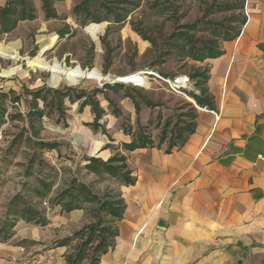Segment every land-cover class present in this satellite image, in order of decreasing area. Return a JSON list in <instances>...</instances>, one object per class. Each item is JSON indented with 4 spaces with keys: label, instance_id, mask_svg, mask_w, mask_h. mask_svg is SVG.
<instances>
[{
    "label": "crops",
    "instance_id": "1",
    "mask_svg": "<svg viewBox=\"0 0 264 264\" xmlns=\"http://www.w3.org/2000/svg\"><path fill=\"white\" fill-rule=\"evenodd\" d=\"M45 1L53 15L50 18L44 9ZM54 1L0 0V11L11 9L9 15L0 16V35H16L23 29L30 33V28L38 34L49 33L50 25L60 16ZM244 14L246 19L236 36L216 50L220 55L197 61L205 72L204 80L196 79L194 84L189 78L187 88L180 92L169 87L168 92L182 97L194 115V133L184 135L182 143L178 141L170 151L168 138L156 145L151 136L152 147L128 151L123 146L132 144L133 138L126 134L127 130L116 129L115 122L126 116L134 126L151 124V108L157 107L152 97L146 103L113 93L108 100L101 92L90 97L104 113L108 129L118 133L108 142L93 140L90 155L83 157L86 170L94 165L92 159L108 164L116 156L125 158L124 173L120 174L125 187L114 198L120 204V217L108 211L113 222L107 231L113 235L105 252L95 257L97 264H242L248 259L264 260V0H247ZM103 24L106 25L103 21L96 23L98 27ZM105 28H97L100 30L94 37L88 28L86 32L97 40ZM52 34L41 49L50 44L53 36L57 41L69 36L64 32ZM57 41L50 50L56 49ZM0 57L30 69L26 65L30 58L20 57L2 44ZM22 71L20 66L14 67L3 76ZM23 75L29 77L27 73ZM77 95L67 100L82 101L85 126L94 131L101 129L89 127L95 121L92 101L79 100ZM197 98L202 104L198 105ZM110 101L117 105V115L110 112ZM64 113L63 107V113L58 114ZM181 119L182 127L185 122L190 124L189 118ZM40 143L54 145L46 152L58 147L55 143ZM132 158L138 161L133 168ZM127 172L134 181L132 185L125 183L123 176ZM78 202L90 204L84 197L76 198L59 212L41 215V224L28 223V216L14 223V234L0 242V264H39L38 260L50 254L54 257L52 264L88 263L91 254L94 257L93 244L76 259L86 241L78 234L96 224L91 222L80 229L85 212ZM26 224L39 227L31 230ZM72 229H80L76 233L79 240L70 239ZM92 261L93 264L94 258Z\"/></svg>",
    "mask_w": 264,
    "mask_h": 264
},
{
    "label": "rangeland",
    "instance_id": "2",
    "mask_svg": "<svg viewBox=\"0 0 264 264\" xmlns=\"http://www.w3.org/2000/svg\"><path fill=\"white\" fill-rule=\"evenodd\" d=\"M246 1L55 0L60 16L50 25L49 33L38 34L35 28H30V33L23 29L16 35H0V44L15 50L20 57L30 58L26 65L31 69L23 63L0 57V132L3 135L0 144V242L14 234L11 227L28 216L29 208L37 210L40 218L52 215L54 210L59 212L67 202L81 198L77 191L80 189L77 182H80L88 186L98 200L85 205L78 202L85 212L79 227L83 229L91 222L96 224L92 248L103 236L106 244H111V234L107 230L113 221L108 211L101 209V203L118 197L124 190V181L120 178L124 171L116 170L107 175L106 168L99 164L86 170L83 157L90 155L94 139V142H108L118 131L108 129L105 116L99 122L101 129L87 128L80 109L82 101L65 99V113L58 114L57 96L48 92L59 90L70 96L85 92L90 98L97 90L106 100L113 93L143 103L152 97L157 107L151 108V124L134 126L126 116L115 122L116 129L128 131L132 128L136 134L155 138L156 145L161 142L162 131L166 130L167 144H171L175 128L182 127V114H189L191 109L182 97L168 92V84L156 78H150L146 84L143 73L152 71L170 80L190 78L191 83L196 84V73L205 76L197 60L209 56L210 49L219 50L225 40L236 36L246 19ZM98 21L106 25L98 27ZM97 28L105 30L98 36L99 40H93L89 34L94 37L100 30ZM56 32L69 36L60 41L53 36L50 44L41 49ZM56 41V49L50 50ZM19 66L22 72L3 76L4 72ZM136 80L146 87L129 85ZM184 83L181 79L174 87L184 88ZM42 88L48 90L43 94L46 102L39 100L37 110L44 115L41 118L29 116L34 112L35 103L28 92ZM13 89L16 92L11 91ZM110 103V112L117 114V105L113 101ZM168 124L169 128L164 127ZM40 142L55 143L58 147L46 152ZM47 153L57 158V167L47 162ZM135 159H131V168L138 162ZM69 191L73 196L67 193ZM38 227L26 224L31 230ZM79 230H70V239L79 240L80 236L76 235ZM93 258L91 254L85 264H92ZM262 263L264 260L248 259L242 264Z\"/></svg>",
    "mask_w": 264,
    "mask_h": 264
},
{
    "label": "trees",
    "instance_id": "3",
    "mask_svg": "<svg viewBox=\"0 0 264 264\" xmlns=\"http://www.w3.org/2000/svg\"><path fill=\"white\" fill-rule=\"evenodd\" d=\"M44 9L46 10L48 18L53 16L51 14V11L49 10V3L46 2V1L44 2ZM10 13H11V9L7 8V9H5L3 11H0V16H7ZM209 53H210V56H213V57L216 56V55H220V53L216 52V50H214V49H210ZM204 58H205L204 56H201L197 61H202V60H204ZM145 74H147V73H143V75H145ZM202 76L205 77L204 74H201V73L197 74L196 73L195 76H194V79H201V78H203ZM203 79H205V78H203ZM45 92H48V90L46 88H42V89H40V90H38L36 92H28L30 94V96L32 97V102L35 103V108L33 109L34 112H31L29 114V116L34 115V116H38L39 118L43 117V115H44L43 112L37 110V102L39 100H41L43 103L46 102L45 97H43V94ZM48 93H52L55 96H57L56 104H57L58 113H63L64 101H65V99L70 98L71 96L68 93L62 92V91H59V90H51ZM97 93H99V91H94V96ZM75 98H77L79 100L86 98V101H92V108H93V112L95 114V121H94V124L90 125L89 127H91L92 129L101 128L99 122L102 119L104 113L99 109L98 104L95 101H93V99H90L89 96L85 92L80 93L79 95L75 96ZM197 99H198V105L202 104V100H200V98H197ZM148 105L150 106V104H148ZM32 113H34V114H32ZM138 113H139V111L137 110V114ZM181 117L189 118L190 119V124L185 123V125L183 127H180V128L176 127V130H174V134L175 133L176 134H175V137L172 138L173 142L169 145L168 151H170L171 149L176 147V143L178 141L179 142L183 141L185 139L184 135H186V134L187 135H192L194 133V125L192 123V121L194 119L193 113L189 112V114H186L185 116H181ZM164 127L169 128L170 125L168 124V125H166ZM126 134L133 138L132 144H130V145H126L125 144L123 146V148L128 150V151H135L137 149L152 147V145H153V143H152V141H151L149 136H146L144 134H142V135L141 134H136V133L132 132V129H129L126 132ZM174 134H172V137H173ZM166 139H167V132H166V130H163L162 131V138L160 139V141L161 142H165ZM41 147H42V149H49L50 150V149L54 148V145L53 144L41 143ZM91 162L95 166L97 164H99L102 167H105L106 170H107V173H109V174L112 171H116L117 170L118 172H121V171H123L125 169V165H124L125 158L124 157L116 156L113 159H111L108 164H102L100 161L95 160V159H92ZM117 164L119 166H116ZM130 175L131 174L129 172H127L123 176L126 185H132L134 183V181L131 179ZM78 187L80 188L79 189V193H80L81 197H84L86 202H89V203L97 202V200H98L97 197L94 196V194H92L90 192L89 188H87L86 186L81 185V184H78ZM67 193L71 194V191H69ZM101 209L110 211L111 215L113 217H120V212H121L120 204H119V202H116L113 198L109 199V200H105L103 203H101ZM27 215L29 217V219H27L28 223L41 224V222H42L41 220H43V219H40L41 217L38 218L40 216L39 212L37 210H34V209H30L29 208L27 210ZM96 233H97V227L94 225V226L86 228L85 230L81 231L78 234V235L82 236L83 238L86 237V241L83 242V244L81 246V249L79 251L80 253L78 254L76 259H79L81 257V255H82L83 249L86 248L87 246H89L94 241V236H95ZM109 233L111 235H113L112 232L109 231ZM107 247H108V245L106 244V239L104 238L93 249L94 255L97 256L98 254H100L102 252H105ZM97 261H98L97 259L96 260L94 259V263L93 264H97Z\"/></svg>",
    "mask_w": 264,
    "mask_h": 264
},
{
    "label": "built area",
    "instance_id": "4",
    "mask_svg": "<svg viewBox=\"0 0 264 264\" xmlns=\"http://www.w3.org/2000/svg\"><path fill=\"white\" fill-rule=\"evenodd\" d=\"M150 78H156L158 79L159 81H162L164 82L165 84H168L170 89L174 92H180L181 89H186L187 88V83L189 82V79L187 78H180V79H176L174 80V82H172V80L170 79H164L162 78L161 76H159L158 74L154 73V72H147V74L144 75V82L147 84L148 83V80ZM183 79L185 80V84H186V87L185 88H175L179 81ZM129 85H133V86H136V87H139V88H145L146 86L144 84H142L141 82H139V80H136V81H133L131 84ZM175 86V87H174ZM198 109V107H196ZM3 142V135H2V132H0V144ZM46 158H47V162L52 166V167H57V164H58V160L56 157L53 156V154L51 153H47L46 154ZM46 205V203H45ZM54 261V257L50 254V255H47L46 257L38 260V263L39 264H52Z\"/></svg>",
    "mask_w": 264,
    "mask_h": 264
},
{
    "label": "bare ground",
    "instance_id": "5",
    "mask_svg": "<svg viewBox=\"0 0 264 264\" xmlns=\"http://www.w3.org/2000/svg\"><path fill=\"white\" fill-rule=\"evenodd\" d=\"M144 73H147V72H144ZM182 80H183V79H182ZM183 81L186 82L185 80H183ZM184 85H185V83H184ZM185 87H186V85H185ZM185 87H184V88H185Z\"/></svg>",
    "mask_w": 264,
    "mask_h": 264
}]
</instances>
